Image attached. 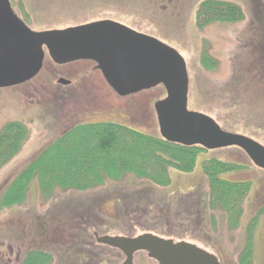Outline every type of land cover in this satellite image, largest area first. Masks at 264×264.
Instances as JSON below:
<instances>
[{"label":"rangeland","instance_id":"374dc122","mask_svg":"<svg viewBox=\"0 0 264 264\" xmlns=\"http://www.w3.org/2000/svg\"><path fill=\"white\" fill-rule=\"evenodd\" d=\"M203 1L207 0H12V4L33 30H64L108 20L173 48L187 71L188 109L209 117L222 131L264 148V35L258 32L257 19L264 16V0H218L237 6L244 18L199 28L195 14ZM58 77L72 85H58ZM86 81L87 90L95 88L96 105L76 93L84 92L81 85ZM162 97L163 89L157 87L119 98L87 63L66 69L47 62L29 83L0 90V134L12 123L27 133L20 151L0 167V200L45 147L78 124L113 122L162 139L154 112ZM209 158L245 167L223 177L250 182L233 229L227 213L208 203L201 165ZM167 174V186L127 174L83 193L56 187L49 196L40 192L36 178L31 179L23 203L0 208V264H16L31 249L49 253L52 264H120L121 253L96 244L92 233L134 237L149 231L195 244L221 264H239L250 238L249 264H264L263 169L238 147H227L201 152L189 172L169 167ZM134 264L156 263L139 252Z\"/></svg>","mask_w":264,"mask_h":264},{"label":"trees","instance_id":"16d2710c","mask_svg":"<svg viewBox=\"0 0 264 264\" xmlns=\"http://www.w3.org/2000/svg\"><path fill=\"white\" fill-rule=\"evenodd\" d=\"M243 18L244 14L237 6L207 0L197 8L195 24L200 28L210 23H235ZM257 19L260 22L258 32L264 35V16L258 15ZM26 136V130L20 124H8L3 129L0 134V167L20 151ZM203 151L205 150L198 147L171 144L113 122L78 124L45 147L23 170L1 197L0 208L23 203L26 187L33 178L37 179L40 192L45 196H49L56 187L83 193L102 185L107 179L118 180L127 174H133L155 185L167 186L169 167L189 172L195 159ZM201 166L208 182L210 208L219 206L227 213L229 228H235L240 216V199L248 191L250 182L223 177L242 172L245 167L235 161L214 158L205 160ZM154 233L161 237L165 234ZM247 241L240 253L239 264H249L252 260V242L250 238ZM83 257L81 261L85 259ZM52 262L53 258L49 253L31 249L16 264Z\"/></svg>","mask_w":264,"mask_h":264},{"label":"water","instance_id":"95a60500","mask_svg":"<svg viewBox=\"0 0 264 264\" xmlns=\"http://www.w3.org/2000/svg\"><path fill=\"white\" fill-rule=\"evenodd\" d=\"M2 3H4L5 8L4 14L15 19L8 1L2 0ZM94 26L103 27L108 31L115 30L116 34L113 35V38H109L108 43L102 46L101 52L104 57L102 59L104 76L107 81L112 77L115 78V83L111 84L117 94L126 96L163 85L166 87L168 95L173 97V114L175 118L181 117L182 111L187 112V71L183 59L174 49L153 38L137 34L120 24L110 21L92 23L64 31H54V33L67 35L71 31L77 32ZM112 27L117 28V30ZM123 36H126L129 41L124 42ZM133 38L148 39L150 47L147 49L138 47ZM160 53H163V55H159ZM157 59H162L167 63L159 64ZM55 61L58 63L63 62L60 60ZM38 69L39 67L34 69L27 79L34 76ZM168 103L169 98L158 102L156 108L162 110V106ZM188 113L195 118V124L199 121L207 126V129L211 131V136L215 138H213L216 141L215 146H218V144H221L219 147L238 146L245 151L254 165L264 169L263 147L244 136L220 130L212 120L201 114ZM196 118H199V120ZM163 137L166 141L173 140L165 133ZM201 141L204 142V140ZM207 148L218 147L211 145ZM93 235L97 244L116 249L123 254L124 261L121 264H133V256L137 252H145L147 257L157 264H220L216 256L194 244L185 241L174 242L171 239H163L150 233H144L136 237L98 236L96 233Z\"/></svg>","mask_w":264,"mask_h":264},{"label":"flooded vegetation","instance_id":"af4514ba","mask_svg":"<svg viewBox=\"0 0 264 264\" xmlns=\"http://www.w3.org/2000/svg\"><path fill=\"white\" fill-rule=\"evenodd\" d=\"M7 1L15 19L4 14V3H2L1 0L0 90L14 89L29 83L40 74L47 62L54 67H64L66 69H70L77 64H90L95 71H99L104 82L119 98H127L142 92L153 90H143L127 96H120L112 87V84L115 83V78H110V82L106 80L102 70V59H104V57L101 49L104 44L109 42V38H113V35L116 34L115 30L108 31L103 27L94 26L87 27L86 29L77 32L71 31L67 33V35L54 33L55 30H33L25 23L21 16L16 13L13 8L12 0ZM25 27L28 29H25ZM113 29L117 30V28ZM133 40L138 47L143 49L150 47V41H148V39L133 38ZM123 41L127 42L129 39L126 36H123ZM159 55H163V53H160ZM55 60L63 62L58 63ZM157 62L159 64L167 63L162 59H157ZM37 67H39L38 72L31 78L27 79ZM56 83L64 87L72 85L70 80L59 77L57 78ZM81 87L84 91L83 93L76 92L78 90L77 87L72 93L76 92L86 100L91 99L90 101H93L94 105H96V103L98 104L99 100H97V97L95 96L96 93L92 92L95 88L91 87V91L87 90V81L83 82ZM157 87H161L164 92V97L158 99L154 104L158 132L161 138H164L163 134L165 133L168 137L173 139L172 141H169L171 144L184 147H198L204 150L208 149L207 147L211 145L214 147H219V145H221L218 144V146H215L216 141L214 140L215 138L211 136V131L199 121L195 124V118L189 115V110H187V112L182 111L181 117L175 118L173 114V97L168 95L165 86L159 85L155 88ZM97 88L98 86H96V89ZM168 98L169 103L163 105L162 110L156 108L158 102L165 101ZM196 119L199 120V118ZM92 123L100 122L94 121ZM201 140H204V142ZM18 261L19 259L16 260V262Z\"/></svg>","mask_w":264,"mask_h":264}]
</instances>
